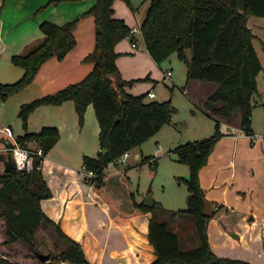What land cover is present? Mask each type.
I'll use <instances>...</instances> for the list:
<instances>
[{"label": "trees", "instance_id": "16d2710c", "mask_svg": "<svg viewBox=\"0 0 264 264\" xmlns=\"http://www.w3.org/2000/svg\"><path fill=\"white\" fill-rule=\"evenodd\" d=\"M56 0L49 4H57ZM116 0H96V4L81 17L62 26L45 21L40 25L44 38L11 62L25 71L15 83H0V103L30 86L42 66L51 58L63 60L77 41L74 30L80 19H95V49L85 58L94 64L93 70L79 83L71 84L56 93L45 95L21 106V118L26 133L18 138L22 147L35 141L47 154L60 140L56 127H44L39 133H29L28 121L32 113L42 106H61L73 101L82 126L89 105H93L100 126V145L106 153L97 157H84L86 171L95 176L85 178L95 186L97 193L113 208L117 200L105 190V169L126 152L140 147L172 122L170 101L146 102L147 95L134 96L125 91L135 81H124L117 65V45L129 35L131 28L114 17ZM131 4L130 0H123ZM239 0H151L141 26L142 36L152 59L161 64L172 53L178 52L187 67V82L197 81L218 85L209 98L208 109L224 119L241 116V129L254 135L253 114L260 96L258 77L263 66L253 44L248 26L250 17L264 18V0H247L244 13L238 8ZM191 52V57L187 56ZM113 77L116 80H113ZM219 105V106H216ZM215 132L210 138L188 142L177 148V161L189 167L191 180L188 209L157 213L139 205L142 212H151L149 242L157 260L152 264H251L245 261L217 257L210 248L207 236L209 219L203 215L204 192L200 186V171L208 163L216 144L224 134L221 123L215 119ZM1 160L12 159L1 157ZM154 165L156 162H153ZM182 181V180H180ZM0 216L5 220L6 236L10 243L21 242L38 259L36 235L42 226L56 230L67 246L56 257L48 255L39 264H90L79 243L67 237L59 225L42 211L41 202L52 197L42 171L19 173L15 169L0 173ZM166 217H165V216ZM194 223V248L183 247L182 232L175 231L178 220ZM174 224V226L172 225ZM0 264H16L0 258Z\"/></svg>", "mask_w": 264, "mask_h": 264}, {"label": "crops", "instance_id": "0c3cea01", "mask_svg": "<svg viewBox=\"0 0 264 264\" xmlns=\"http://www.w3.org/2000/svg\"><path fill=\"white\" fill-rule=\"evenodd\" d=\"M6 1L0 0V83L2 84L12 81L15 83L24 75L25 71L14 66L11 59L15 55L25 54L30 47L44 38L40 29L43 22L49 21L62 26L81 17L96 4V0H63L57 4H49L56 0H18L22 5L18 4L16 9L10 3L12 0ZM149 6H145L141 12L134 10V7L130 10L123 1L116 0L113 5L114 17L123 20L129 28L138 29L142 34L141 26ZM25 13L27 17L20 18L21 21L14 25L13 19L19 18V14L25 16ZM248 26L255 36L253 44L264 73V18L250 17ZM14 32H17L15 38L11 37ZM137 34L134 36L135 42H137ZM74 36L77 41L76 47L63 60H58L56 57L48 60L23 94L31 88L36 89L38 94L30 99L38 97L37 95L56 93L71 84L81 82L93 70L94 64L86 62L85 58L95 49L94 17L81 18L74 30ZM257 42L261 44L262 51L257 49ZM138 49V43L137 48H133L131 41L125 38L116 47V52L119 54L117 65L122 80L135 81L132 86L125 87V91L134 96L146 94L148 97L149 93H154L153 89L156 87L157 80L153 76L155 65L152 63L155 61L148 50V55L137 56ZM137 58H141L143 63L151 65L152 68L147 70L140 68L142 64H139L140 59ZM131 61L137 66L134 71L126 68ZM12 71L18 73L13 79L8 78V74ZM168 72L171 71H167L166 75ZM166 75L165 79H167ZM113 80L116 78L113 77ZM146 80L148 83L144 87L145 83H138ZM206 86L202 82H187L183 92L190 95L191 89H197L196 95L193 93L192 96H188L189 99L197 106L200 113L210 116L213 121L219 120L221 132L224 134L216 144L207 165L200 171V186L204 197L212 203L214 213L213 217L208 218L207 224L209 245L219 258L264 264V141L260 138H252L241 129L240 115L234 119L213 115L206 105L218 85L205 95L204 93L208 91ZM259 93L264 95V92L259 91ZM149 99H156V96ZM9 102L6 104L8 105ZM25 102V100L21 102L18 109ZM39 112L47 113L48 116L45 117L47 120H43V126L37 130H29V133H39L44 127H56L60 131V140L47 153L43 163L42 174L52 192V197L41 202L42 211L59 225L67 237L81 245L90 264L155 262L157 256L149 242L152 214L139 209V205H144L143 197L151 193L136 196L135 192L128 190L130 185H133L128 170L137 166L139 160L132 164L124 162L127 168L114 169L121 166L115 164L108 165L105 169V190L118 201L113 208L97 193L95 186L84 178V157H97L102 151L100 126L94 106L89 105L86 111V118L89 124L92 123L90 124L92 130L85 128L86 126L82 129L79 127V116L73 101L52 108L42 107L36 113ZM51 112L56 115L53 116ZM193 115V118H198V114ZM94 118L97 120L96 126ZM12 131L10 128L8 134H2L0 148L4 145H13L14 142L19 143L18 138L26 133L25 131L22 136L15 137ZM263 135L254 133L256 137ZM193 141L200 140H188V142ZM25 145L31 147L39 143L30 141ZM1 157L3 155H0V159ZM5 163L4 160H0L1 170H5ZM186 174H190L189 168L178 178L181 179L180 176ZM122 185L128 190L129 198H122L118 192V187ZM154 202L156 207L155 199ZM180 221L182 222L179 218L178 224L175 225L176 232L183 230Z\"/></svg>", "mask_w": 264, "mask_h": 264}, {"label": "rangeland", "instance_id": "374dc122", "mask_svg": "<svg viewBox=\"0 0 264 264\" xmlns=\"http://www.w3.org/2000/svg\"><path fill=\"white\" fill-rule=\"evenodd\" d=\"M6 2H8V0ZM123 2L124 5L128 7V9L133 10L132 7H134V10H140L141 12L144 10L145 6L148 7L150 4L148 0H130V5L127 4L125 1ZM10 3H12L13 7L16 9L18 4L22 5L21 2H19L18 0H12L10 1ZM23 15L24 14H19V18L13 19L14 25L17 22L21 21L20 18L27 17L26 13L25 16ZM16 36L17 32L12 33L11 35V37L13 38H15ZM137 43L139 49L136 50V55H148L144 38L140 32L137 34ZM256 46L258 50L262 51V47L259 42L256 43ZM187 56L190 58L191 52H187ZM137 59H140L139 64H142L141 66H139L140 68L144 70L152 68L151 65L143 63V60L141 58ZM152 63H154L155 65L153 76L156 77L154 79L157 80L155 82L156 87L153 89V92L156 94V99L151 100L146 97V101H170L171 106L173 108L171 122L172 124L164 126L157 134H155L152 138L143 143L140 147L129 151L130 158H127L124 161H127L132 164L134 161L136 162L139 160V164L128 170V172L130 171V176L133 182V185H130V188H128V190L131 192H135L136 196H139L140 194H147V192L151 193L155 201L157 202V206L155 208V210H157V213H167L165 211L172 210H175L176 212L185 211L188 209V197L190 193L186 181L179 179L178 176L180 174H183V172L189 167L186 164H182L177 161L176 150L177 148H179V146L187 144L188 140H203L206 138H210L215 132L216 123L212 120L210 116L206 115L205 113H200L198 111L197 106L189 99L188 96H192L193 93L196 95L197 89H191L192 93H189L190 95H186L183 92V88L187 84V67L186 64L180 59L178 52L172 53L160 65H157V63L155 62ZM136 67V64L131 61L130 65H128L126 68L130 69L131 71H134ZM167 71L172 72V78L165 79ZM17 74V72L12 71L11 74H8V78L13 79L15 75L17 76ZM22 77L23 76H21L18 80H20ZM8 83H13V81L7 82V84ZM138 83H145L143 84L144 87L146 83H148V80L140 81ZM205 85H207L206 87H208L206 88L208 91L204 93L205 95L209 92L211 88L216 87L215 84L205 83ZM27 88L9 97L5 102L0 103V128L8 131L10 130V128H12V135L15 137L22 136L26 131L23 122L19 117V104L21 102H24L25 100L26 102L22 104L24 105L35 99L45 96L37 95L38 97L30 99L34 95L38 94V91L36 89L31 88L30 90H27L25 94H23V92ZM258 88L260 92H264L263 72L258 77ZM7 102H9L8 105L6 104ZM42 107L52 108L55 106ZM38 109H36L35 112L31 114V118H29L27 126L28 131L37 130L38 128L44 125L43 120H47V118H45L48 116L47 113L41 114L42 112H39L37 114L36 112L38 111ZM194 113L198 114V118H193ZM50 114H52L53 116L56 115L52 112ZM93 121L96 126L97 120H95L94 118ZM90 124L88 123L85 114L84 124L82 126L79 124V127L82 129L86 126L85 128L92 130ZM252 126L254 133L258 135L264 134L263 106H258L255 108ZM0 155H3L4 158L10 157V155L6 154ZM140 155L142 156L139 158ZM154 160L156 162L155 165L153 162H151ZM117 168H127V165L125 163L114 169ZM4 171L5 170L0 169V173H3ZM128 190L125 189L124 185L118 187V192H120L122 198L128 196ZM181 220L182 225L184 227V233L182 235L184 239L183 247L192 249L195 247V245H193L195 230L194 223L192 222V224L187 225L184 219ZM172 225L174 226V224ZM35 242L37 245L38 253L45 255H54L56 257H59L67 249L65 242L61 239L59 234L56 233V230L51 226H42L36 235ZM0 258L7 259L16 264L40 263L39 259L35 257L34 253L28 250L25 244L21 242H9L6 236L5 220L1 216Z\"/></svg>", "mask_w": 264, "mask_h": 264}, {"label": "built area", "instance_id": "2783aa9c", "mask_svg": "<svg viewBox=\"0 0 264 264\" xmlns=\"http://www.w3.org/2000/svg\"><path fill=\"white\" fill-rule=\"evenodd\" d=\"M139 32L138 29H131L127 38L131 41L132 47L137 48V42H135V35ZM167 78L172 77V72H168L166 75ZM156 95L154 93H149V98H154ZM2 134H8V130L0 128V137ZM254 139L260 138L264 141L263 136H251ZM0 154L10 155L14 169L19 173H31L34 170L42 171L43 163L46 159V153L40 145L31 146V147H22L19 143L14 142L13 145H4L0 148ZM130 156L129 152H126L121 156L116 162L110 163V165H123L124 160ZM95 176L93 171H84V178H92Z\"/></svg>", "mask_w": 264, "mask_h": 264}, {"label": "water", "instance_id": "95a60500", "mask_svg": "<svg viewBox=\"0 0 264 264\" xmlns=\"http://www.w3.org/2000/svg\"><path fill=\"white\" fill-rule=\"evenodd\" d=\"M246 6H247V0H239L238 1V8H239V11L241 13H244L245 10H246ZM258 101L262 104L264 103V95H261L259 98H258ZM101 153H106V150H102ZM14 169V165L11 161H8L5 163V170H13ZM181 179L185 180L186 182L190 181L191 180V175L190 174H186V175H181L180 176ZM143 201H144V205L145 207L147 208H154L155 207V202H154V197L152 194H148L147 196L143 197ZM203 205H204V208H203V215L207 218H211L213 217L214 213H213V205L212 203L206 199L205 197H203ZM37 257L39 259V261L41 263H45L48 261L49 259V256L48 255H45V254H41V253H38L37 254Z\"/></svg>", "mask_w": 264, "mask_h": 264}]
</instances>
